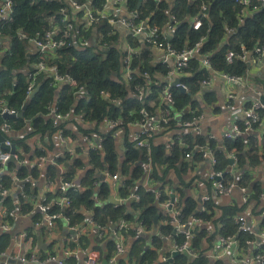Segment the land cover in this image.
<instances>
[{
    "label": "trees",
    "instance_id": "16d2710c",
    "mask_svg": "<svg viewBox=\"0 0 264 264\" xmlns=\"http://www.w3.org/2000/svg\"><path fill=\"white\" fill-rule=\"evenodd\" d=\"M76 1L85 4L90 0ZM92 2L96 8H101L104 0H92ZM139 2L140 0H128L127 7L129 11L138 13L140 21H147L150 26L156 25L161 29L169 23L172 15L177 17L179 24L169 40L176 50L181 51L187 46L193 47L200 39L205 38L204 44L199 48L198 57L208 56L216 72L227 75L245 74L249 66L248 62L236 58L232 64H229L227 53L230 51L240 53L241 48L244 47L249 55L256 56L255 49L264 45V7L256 1L245 11L236 3V0H174L173 3L169 0L161 2L142 0V5L138 8ZM205 4L207 10L203 15L202 8ZM66 7L63 0H14L13 20L9 23L0 22L1 38L7 40L4 47L0 48V95L5 98L8 108L20 113L28 101L26 95L28 75L35 72L32 65L43 60L48 65H56L61 74L71 76L79 85H84L89 96H76V90L72 86L53 84V79L47 74H40L37 79L39 91L27 105L24 117L0 118V128L2 123L6 122L15 132L17 131L11 141L24 151V158L31 157L29 156L31 153L34 155L31 159L42 156L44 152L40 147L50 152L56 149L55 137L58 131H62L66 140H79L84 146L78 148L76 154L71 155L66 151L61 158L56 159L58 165L66 168L64 174L66 180L79 187V191H69L72 205L64 212L69 225L82 227L86 225L84 224L86 220L92 218L96 225L112 230V226L126 220L130 227L124 231V234L127 236V243L131 241L132 246L123 258L128 256L129 263L132 264L131 258L136 255L137 264H157L159 251L166 246L167 239H173L179 245L184 242L183 236L174 233L170 214L163 207L164 203L170 200L169 196L163 192L164 175L160 176L154 168L150 180L157 179L160 185L153 191H147L143 184L145 176L143 168L148 164V153L138 149L134 142L126 139L122 158L117 151L116 138L113 136L116 129L102 136L100 126L105 121L120 120L121 127L128 132V124L142 118L140 114L142 108L153 112L159 103V92L163 87L161 82L156 84L155 75L165 76L168 68L162 64H155L150 51L141 49L139 42L130 38L133 45L140 50L132 61L131 68L134 73L128 82L121 75L124 55L115 46L105 51L94 46L79 48L71 45L51 54L30 52L28 39L37 34L44 35L51 28L52 23L60 24L62 18L60 11ZM196 17L201 18L202 21V28L199 31L194 30L191 25L192 19ZM99 24L100 31L105 34L111 30L106 21ZM86 35L88 34L85 33ZM3 48L4 51H2ZM137 70L147 71L150 80L153 81L149 86L151 94L143 100L139 99L136 88L138 86L146 88L144 85L147 80H144ZM190 71L192 75L182 79L183 84L188 86L189 93H182L172 88L177 102L176 112L182 115V119L204 113L207 107H213L214 111H217L215 107L219 99L217 92L203 88L201 84L210 76V73L201 68L198 58L191 61V69L188 72ZM150 89L146 91L150 92ZM102 92H105L106 96L102 95ZM54 101L61 113L72 112L73 114L71 120L62 122L58 127L53 125L52 120L44 117L48 103ZM153 101L156 106H152ZM263 117L264 110L261 111V119ZM81 120L85 121V124L80 122ZM26 122L29 123L28 129L25 127ZM68 125H71L72 129L68 128ZM241 129L244 130V127L241 126ZM96 135L97 138L94 137ZM86 138L94 141L97 148L87 146ZM100 138L103 140L99 142ZM197 139L200 144H206L205 137L198 136ZM210 147L219 161L218 170L226 172L229 167L226 153L231 151H235L238 155L239 169L244 167L246 160L253 168L260 163L264 165V147L261 146L255 134H242L235 139H226L222 143L212 141ZM171 150L172 153L174 152V157H177V153L181 151L178 147ZM83 151L85 153H81ZM166 154H170L166 146H152L153 165H156L155 163L163 157L173 160L171 157L166 158ZM16 167V164L11 162L1 176L3 177L1 182L7 188H12L10 175L11 170ZM105 172L121 176L117 185L122 203L118 206L113 203L112 197V186L116 185L106 179ZM78 173H81L82 177L79 182H76ZM42 174V169L29 170L24 167L20 171V178L30 177L37 181ZM239 174L238 185L252 186L256 192L255 196L259 198L261 189L258 184H252V176L244 171ZM57 176L58 168L48 165L44 174L45 181L55 180ZM226 177L229 181L235 180L230 173ZM30 178L25 185V194L21 197L23 213L33 210L30 199L34 195L37 196L35 183ZM96 183L98 185H95ZM157 195L160 197L158 198ZM134 196L135 199L131 200ZM4 205L8 209L13 208L12 199L8 198ZM182 206L180 213L185 220L190 216L205 222L210 220L208 210H212L211 205L208 204L196 212L197 203L189 198L182 202ZM52 210L57 209L53 207ZM223 216L226 226L225 231H222L223 235L236 236L239 244L244 247L248 237L238 234L233 219L234 211L227 210ZM37 217L40 215L35 218ZM139 227L144 232L141 237L136 235ZM98 235L96 229V250L100 252L101 259L109 261L115 253V240L111 234L107 238H101ZM13 236L12 231L0 234L2 252L11 245ZM207 237L205 230L200 227L196 230L192 246L199 251L197 259H189L181 255L171 257V254L167 253L165 255L169 259L163 264H208L201 249L202 242ZM77 243L87 248L90 242L88 237L82 236ZM73 244L76 245L75 242ZM144 244H149V249L143 250Z\"/></svg>",
    "mask_w": 264,
    "mask_h": 264
},
{
    "label": "built area",
    "instance_id": "2783aa9c",
    "mask_svg": "<svg viewBox=\"0 0 264 264\" xmlns=\"http://www.w3.org/2000/svg\"><path fill=\"white\" fill-rule=\"evenodd\" d=\"M62 1V0H61ZM161 2L162 0H157ZM258 2L261 7H264V0H236V3L244 9V11L253 4V2ZM66 8H62L60 14L62 16L61 23H52L49 30L46 31L44 35L37 34L29 40V46L34 48L33 50L41 54H51L58 50L75 45L79 48H85L88 46H94L101 50H107L110 47H117V49L123 53L122 58V77L128 82L131 79V75L134 73L132 70V61L140 48L135 47L130 41L137 40L140 44L141 49H147L150 51L152 61L155 64H162L168 68L167 74L160 75L156 74V84L161 82L162 90L159 92V103L156 106L153 101L152 106H156L153 112L142 108L140 114L142 118L128 124L130 127L137 129L134 135V143L138 149L145 150L148 153V164L144 165L145 175L148 178L152 175V141L160 133L169 132L175 127L180 128V134L173 137L169 144V148L174 147L180 148L186 159H192L194 156L202 157L203 159L210 160L214 170L211 173L209 180L211 184V194L203 198V203L210 202L213 198H219L223 196H231L234 191L239 190L243 196V202L248 203L251 198V193L247 187L239 186L238 178L236 181H229L226 175L227 172H231L232 169L238 166L239 158L235 151L226 153V158L229 161V168L227 172L218 170L217 166L219 161L216 158L214 150L210 147L212 141H217L216 136L206 132L203 128V122L205 121V113L195 115L189 119H182V115L176 112V100L172 93V88L180 90L182 93H189V88L187 85L183 84L182 79L191 76V61L195 58L200 60L201 68L207 70L210 76L202 81V87L212 89L214 84V78H221L224 82H228L234 87L238 86L241 88L248 85L246 74L243 75H227L219 73L213 70L212 63L208 56L199 58V48L205 42V38H202L195 44V46H187L185 49L178 51L172 47L170 44V37L175 31L176 26L179 24V20L175 15L170 17L169 23L164 28H159L158 26H150L146 21H140L138 13L134 11H129L127 7L128 0H104L101 8H96L90 0L88 3L80 4L76 0H63ZM69 7V8H68ZM203 15L207 10V5L205 4L202 8ZM121 13H125L123 16ZM14 15V0H0V22L9 23L13 20ZM106 21L111 30L105 34L100 31L101 25L99 23ZM99 24V25H98ZM192 28L199 31L202 28L201 18L196 17L191 21ZM82 31L84 33H82ZM123 31L126 33L124 34ZM85 33L88 34L85 36ZM0 33V48L4 47L7 42L6 39L1 38ZM112 38H116L113 40ZM130 38V40H129ZM4 51V48L2 49ZM154 52L158 54L159 58L154 56ZM254 54L261 56L264 54V45L258 46ZM236 58L241 59L244 62L248 61L249 53L246 52L245 48H241V52L230 51L227 53V62L232 64ZM34 73L28 75V88L26 90V95L28 99L34 93L38 87L37 79L40 74H47L49 78L53 79V84L62 85L68 84L72 86L76 92V96L87 97L89 92L84 85H79L76 80H74L69 75H63L59 72L56 65H48L46 61H40L37 64L32 65ZM138 71V70H137ZM141 77L147 80L146 88L138 86L136 92L139 94V99L143 100L151 94V89L149 86L152 84L150 80V75L147 71H138ZM180 79V83L173 86L176 80ZM150 89V92L146 91ZM105 95V92L101 93ZM235 95L231 93L228 97L229 103L228 107L231 108L232 114L235 120L243 118L242 126L244 130L241 129V125L236 121L232 126L231 131L226 132L221 136L220 142L226 139H235L242 134H255L257 127L261 124V111L264 110V103L258 100L253 101V105L250 109L244 110L242 108L231 107V102L235 99ZM47 112L44 117L53 121V125L58 127L62 122L69 121L73 118L72 112L61 113L57 107V103L49 102L47 105ZM10 115L11 117H16L20 113L12 110L6 106V100L3 95H0V118H4V115ZM83 121V120H82ZM110 129H118L121 127L122 122L111 120L107 121ZM26 128H29V123L26 122ZM0 133L5 137V148L0 149V234L3 232H11L13 224L19 222L21 219L26 218L31 214L23 213L21 210V197L25 194V185L28 183L30 177L20 178V171L22 168L26 167L29 170L38 168L43 169L48 167V165H54L58 168V176L55 180L45 181V186L42 187L41 194L39 195L38 189L41 186H34L37 190L36 195L32 196L31 206L32 209L39 213L40 217L35 220V225L37 227L46 225L49 229L55 230L58 228L60 222H64L68 225L71 232L75 231L76 240L80 238V230L82 227H71L69 225L68 219L64 215L66 208L72 205V198L69 196V191H79V187L70 181H67L64 174L66 168L63 165H58L56 163L57 158H61L66 152V137H64L62 131H58V140L65 145V152L56 153L54 156H50L48 149L40 147L44 154L37 157L36 160H27L23 157L24 151L16 147L15 153H11L12 146L14 143L11 138L16 135L17 131L3 122L0 128ZM107 134H103L106 136ZM203 136L206 139V144L202 145L198 142L197 137ZM88 143H91L89 138L85 139ZM103 139L100 138L99 142ZM93 149L97 148L96 144L90 145ZM69 154L74 155L77 152V148H69L67 150ZM13 158V161H12ZM15 163L16 168L11 170V181L12 188L5 187L1 180L5 169L10 163ZM45 174V172H43ZM106 179L110 180L115 185L118 184L120 180V174L112 175L109 172H105ZM33 182L34 179H31ZM95 185H98L96 183ZM158 198L160 195H157ZM8 198L13 201V208H5L4 203ZM116 204V206L120 205ZM57 209L53 211L52 208ZM164 209L170 214L171 224L176 229V234L184 237V242L182 244H177L171 249V255H187L189 259H197L199 257V251L192 246L193 241L196 237L197 227L204 225L205 221L193 216L188 219L181 217L180 212L174 211V203L169 200L164 203ZM234 222L237 226L238 234L247 235L244 247L239 244L236 236H225L221 235L218 238V250L213 253L206 255L214 263L221 261L222 258L227 256L229 250L236 245L238 248V254H232L231 264H264V230L259 232V237L248 226L245 217L238 214L234 215ZM86 226L96 228L98 236L101 238H107L109 234L115 240V253L110 259V263L113 264L116 260L128 253L127 249V236L124 231L130 227V224L126 220H122L115 226V228L101 227L96 225L92 218H89L86 222ZM113 227V226H112ZM208 233L211 235L214 230L207 228ZM83 232V231H82ZM144 232L142 228H137L136 235L138 237L143 236ZM15 236V237H14ZM14 239L23 238L28 244V248L21 252V254L15 258L8 256L7 252L1 251L0 244V264H79L81 257L77 252L70 250H64L61 254L50 253L45 256L39 251V246L34 242L33 237L25 232L21 234H14ZM258 237V238H256ZM143 250L149 249V245L145 244L142 246ZM247 250H250L248 252ZM247 252V253H246ZM206 258V259H207ZM169 258L164 257L163 262H167ZM82 264H102L101 254L99 251H90L86 253L84 261Z\"/></svg>",
    "mask_w": 264,
    "mask_h": 264
},
{
    "label": "crops",
    "instance_id": "0c3cea01",
    "mask_svg": "<svg viewBox=\"0 0 264 264\" xmlns=\"http://www.w3.org/2000/svg\"><path fill=\"white\" fill-rule=\"evenodd\" d=\"M174 2V0H169ZM121 15L125 16V13H121ZM125 34L126 32L123 31ZM30 48V52H35L33 49ZM154 56L159 58L158 54L154 52ZM249 55L248 58V69L246 71V79L248 82V85L246 83V87H234L230 83L224 82L221 78L215 77L214 78V84H213V90L217 92L218 101L215 105L217 108V111H214L213 107H207L204 110L205 118L207 115L210 117H222L223 122L220 125V131L221 136H223L224 133L231 131L232 126L236 121L242 126L243 122L241 120L237 119L235 120L233 117V112L231 108L228 107V97L231 93H233L236 97L231 102V107L233 108H242L244 110H248L252 107V103L254 100H258L264 98V54L261 56H253ZM207 119L203 123L206 122ZM67 122V121H66ZM85 124V121H80ZM89 126H92V124H89ZM68 128L72 129L71 125H68ZM129 130L128 132L125 131L124 128L120 127L117 130H115L113 136L116 138V146L117 151L120 153L121 157L124 156V141L128 139L130 142H134V135L137 132V129L134 127L128 126ZM181 129L178 127H175L173 130L169 132L160 133L152 141V146L158 147L161 145L166 146L168 153L166 154L167 157H171L173 160L165 159L164 157L157 161L153 165L152 163V170L155 168V172L160 174V176L164 175V187L163 192L166 196H169L170 200H172V195H174V211L180 212L182 206V202L187 199H192L194 202L197 203L196 212L202 209L204 206H207L208 204L211 205L212 210L208 213L211 216L210 220L208 222H205L204 225H200V228L205 230L208 237L203 240L202 242V255L206 257L207 254L216 252L218 250V238L223 235L224 233L222 231H225V224H224V213H226L227 210L234 211V215L238 214L240 216L245 217V220L250 227V229L259 237V232L261 230H264V165L263 163H260L256 168H253L250 166V162L248 160L245 161L244 167L239 169L238 166L234 167L230 173L234 179H238L240 177V172L244 171L250 176H252V184H258L259 188L261 189V193L259 195V198L256 197V192H254V189L252 186L248 187L249 192L251 193V198L248 203L243 202V196L242 193L239 190H236L233 192L231 196H227L228 198L219 197V198H213L210 202H208L206 205L203 203V198L211 194V184L209 177L211 173L213 172L214 168L208 159H203L202 157H198L197 155L194 156L192 159H186L183 152H178L177 157H174V152L172 153V150L169 148V144L174 136L180 134L179 131ZM100 132L103 134H108L112 132V129H110L109 124L107 121L104 122L100 126ZM211 134H213L210 130L206 131ZM214 135V134H213ZM216 136V135H215ZM255 136L258 138V141L260 142L261 146L264 147V117L261 119V124L257 127ZM15 137V136H14ZM97 138V135L94 136ZM216 139L219 143L221 139H219L216 136ZM56 140V149L52 150V152L49 151L50 156L56 155V153H63L65 152L64 148L65 145H63L57 137H55ZM30 141V140H29ZM85 141V140H84ZM86 142V141H85ZM95 142L91 140V143L87 142V146L94 144ZM84 145L79 140H71L69 139L66 143V151L69 148L78 149L80 147H83ZM81 153H85L84 151ZM172 154V156H171ZM29 156H34L29 155ZM31 157L26 158L27 160H36L37 157ZM65 168V166H64ZM229 168V167H228ZM241 170V171H240ZM46 171V167L43 169L42 173ZM82 177L81 173H78V177L76 179V182H79V179ZM121 177V176H120ZM234 180V181H236ZM156 181V182H155ZM162 182V181H161ZM34 186H41V188H37L39 195L41 194L42 187L45 186V178L44 173L39 178V180L34 181ZM115 185V184H114ZM160 185V182L156 179L154 181L150 180L148 178V181L144 183V186L146 187V190H155V187ZM113 193L112 197L118 201L122 202V198L118 194V185L112 186ZM124 202V201H123ZM37 215H39L38 212L35 210L31 211V214L27 216L24 219H21L19 222H16L13 224L12 232L16 235L21 234L23 232L30 234L34 242L37 243L39 246V251L42 255H49L50 253H56L61 254V252L66 248V250H70L73 252H77L78 255L81 257V254L86 255V253L90 251L96 250L97 243L95 242L96 238V229L92 227H88L84 225L82 230H80V238L88 237L89 239V245L87 248H83L79 245L78 240H76V235L71 234V230L68 227L67 224L64 222H60L58 225V228L55 230L49 229L46 225L37 227L35 225V218ZM35 219V220H34ZM87 222V220H86ZM86 222L84 224H86ZM79 228V227H78ZM207 228L214 230L213 234H209L207 231ZM157 229V228H156ZM199 229V227H197ZM66 230V235L64 236V239L60 242L57 240H52L55 236H58L63 233V231ZM83 231V232H82ZM174 233H176V229L174 227ZM15 237V236H14ZM256 237V238H258ZM74 240V241H72ZM51 242V243H50ZM75 242L76 245H72V243ZM264 242V238H263ZM166 246L159 251V256L164 252V257H168L165 254L169 253L171 254V249L174 248L175 245H177V242H175L173 239H167L166 240ZM145 245V244H144ZM149 245V244H147ZM132 243L129 241L127 243V249L128 251L131 249ZM26 248H28V244L23 238H18L12 240L11 245L6 249L7 255L11 256L13 258L19 256L22 251H24ZM98 251V250H96ZM238 248L236 245H234L229 252L227 253V256L221 259V261L213 262L210 258H207L208 264H231V257H229L232 254L237 255L238 254ZM250 252V250H247ZM247 253V252H246ZM185 256L187 258V255H181ZM172 257V255H171ZM128 256L126 258H118L115 263L113 264H130L129 263ZM102 264H111L110 260H104L101 259ZM132 264H137V256L135 255L133 258H131ZM165 263V262H163ZM161 263V264H163ZM81 263V259L80 262Z\"/></svg>",
    "mask_w": 264,
    "mask_h": 264
},
{
    "label": "water",
    "instance_id": "95a60500",
    "mask_svg": "<svg viewBox=\"0 0 264 264\" xmlns=\"http://www.w3.org/2000/svg\"><path fill=\"white\" fill-rule=\"evenodd\" d=\"M142 5V0H140V2H139V4H138V8L140 7ZM178 83H180V79H178V80H176L175 81V83L173 84V86H175L176 84H178ZM39 88H40V86H38L37 87V89L34 91V93L30 96V99H28V101H27V103L25 104V106H24V108H23V110L20 112V114L18 115V117H20V118H23L24 117V112H25V110H26V107H27V105L29 104V102L36 96V94L38 93V91H39ZM261 102L262 103H264V98H262L261 99ZM11 116L10 115H4V118H10ZM5 141H6V139H5V137L0 133V149H2V148H5L6 146H5ZM15 149H16V145L14 144L13 146H12V149H11V153L12 154H14L15 153ZM12 161H13V158H12ZM231 168H229V170H230ZM145 182H147V176L145 175L144 176V183ZM143 183V184H144ZM136 192H134V194H135ZM172 197V202L174 203L175 202V199H174V195H172L171 196ZM133 199H135V196L134 197H132V199L131 200H133ZM113 203L116 205V204H119V202L118 201H116L114 198H113ZM132 213V212H131ZM157 221V220H156ZM113 229L115 228V226H113L112 227ZM71 234H75V231H72L71 232ZM163 254H164V252L161 254V256L158 258V260H157V264H161V263H163ZM177 254H174V256H176ZM122 257H124V256H122ZM121 258V257H120Z\"/></svg>",
    "mask_w": 264,
    "mask_h": 264
},
{
    "label": "rangeland",
    "instance_id": "374dc122",
    "mask_svg": "<svg viewBox=\"0 0 264 264\" xmlns=\"http://www.w3.org/2000/svg\"><path fill=\"white\" fill-rule=\"evenodd\" d=\"M206 122L203 124V128L205 131L210 130L214 135H216L219 139H221V131H220V125L223 122L222 117H210L207 115ZM225 198H228L225 196ZM66 235V230L63 231L62 234L55 236L52 240L62 241L64 239V236ZM51 243V242H50ZM85 258L84 254H81V263H83Z\"/></svg>",
    "mask_w": 264,
    "mask_h": 264
}]
</instances>
